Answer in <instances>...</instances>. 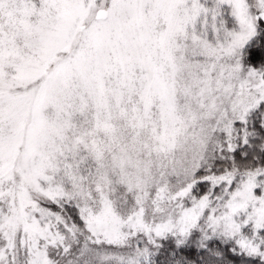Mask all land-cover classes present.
<instances>
[{
    "label": "snow or ice",
    "instance_id": "6c2138e0",
    "mask_svg": "<svg viewBox=\"0 0 264 264\" xmlns=\"http://www.w3.org/2000/svg\"><path fill=\"white\" fill-rule=\"evenodd\" d=\"M0 264H264V0H0Z\"/></svg>",
    "mask_w": 264,
    "mask_h": 264
}]
</instances>
